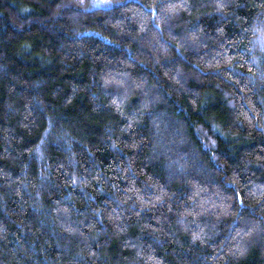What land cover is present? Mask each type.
I'll return each instance as SVG.
<instances>
[{"label":"trees","instance_id":"16d2710c","mask_svg":"<svg viewBox=\"0 0 264 264\" xmlns=\"http://www.w3.org/2000/svg\"><path fill=\"white\" fill-rule=\"evenodd\" d=\"M0 264H264V0H0Z\"/></svg>","mask_w":264,"mask_h":264},{"label":"rangeland","instance_id":"374dc122","mask_svg":"<svg viewBox=\"0 0 264 264\" xmlns=\"http://www.w3.org/2000/svg\"><path fill=\"white\" fill-rule=\"evenodd\" d=\"M171 136L173 137V141H172V138H170ZM155 137H156L157 142L159 141L158 145H160V149H165L166 145L168 144V138H170V143L174 144L176 142L175 140H176L177 136H176V133L174 131V128L171 130V127H165L164 125H162L159 128H157L156 133H155ZM176 144H177V142H176ZM177 145L182 148V145H180V144H177ZM172 146H174V145H172ZM175 153L176 152H173V154H172V152L169 151L170 157H173L175 162L176 161L177 162L182 161L181 155H180L181 153H178V152L176 154ZM175 166H177V165L175 164ZM175 166H173V167H175Z\"/></svg>","mask_w":264,"mask_h":264}]
</instances>
